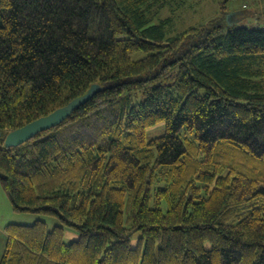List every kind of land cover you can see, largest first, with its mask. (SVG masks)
Wrapping results in <instances>:
<instances>
[{"label":"trees","instance_id":"16d2710c","mask_svg":"<svg viewBox=\"0 0 264 264\" xmlns=\"http://www.w3.org/2000/svg\"><path fill=\"white\" fill-rule=\"evenodd\" d=\"M187 1L0 0V181L15 211L59 220L8 223L0 264H264V27L219 0L172 35Z\"/></svg>","mask_w":264,"mask_h":264},{"label":"rangeland","instance_id":"374dc122","mask_svg":"<svg viewBox=\"0 0 264 264\" xmlns=\"http://www.w3.org/2000/svg\"><path fill=\"white\" fill-rule=\"evenodd\" d=\"M187 4L188 8L176 9L175 11L168 9V11H171L170 15L166 11L163 14V16L169 15L167 17H170L169 26L172 35L179 34L192 25L210 20L219 11V0H189ZM226 6L230 13L236 12L230 20L231 24L251 28L264 27V0H228ZM144 55L143 51L134 53L135 58H140ZM164 131V124L153 128L149 130V138L161 135ZM38 219L47 221L50 227L59 223L57 217L33 212L15 211L0 181V259L4 255L8 242V236L5 231L6 225L10 222L32 224Z\"/></svg>","mask_w":264,"mask_h":264},{"label":"water","instance_id":"95a60500","mask_svg":"<svg viewBox=\"0 0 264 264\" xmlns=\"http://www.w3.org/2000/svg\"><path fill=\"white\" fill-rule=\"evenodd\" d=\"M235 13H228L227 19L230 20ZM103 89V86L99 83H93L88 91L81 96L75 97L69 101L66 105L61 106L47 115H43L33 121L26 123L25 125L10 130L5 134L4 143L7 147L19 146L27 141L33 139L42 131L55 127L65 121L72 113L80 108L82 105L90 101L99 91ZM3 132L0 130V136Z\"/></svg>","mask_w":264,"mask_h":264},{"label":"crops","instance_id":"0c3cea01","mask_svg":"<svg viewBox=\"0 0 264 264\" xmlns=\"http://www.w3.org/2000/svg\"><path fill=\"white\" fill-rule=\"evenodd\" d=\"M77 237H78V233L76 231L68 230L67 238H66L68 242L75 240Z\"/></svg>","mask_w":264,"mask_h":264},{"label":"clouds","instance_id":"9594fccd","mask_svg":"<svg viewBox=\"0 0 264 264\" xmlns=\"http://www.w3.org/2000/svg\"><path fill=\"white\" fill-rule=\"evenodd\" d=\"M234 16V15H233Z\"/></svg>","mask_w":264,"mask_h":264}]
</instances>
